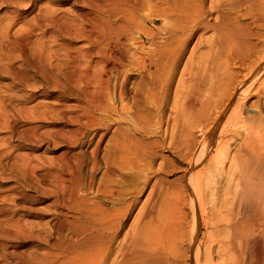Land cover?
<instances>
[{
	"label": "bare ground",
	"instance_id": "bare-ground-1",
	"mask_svg": "<svg viewBox=\"0 0 264 264\" xmlns=\"http://www.w3.org/2000/svg\"><path fill=\"white\" fill-rule=\"evenodd\" d=\"M83 3L33 17L71 41L62 62L50 47L27 56L34 28L16 43L32 70L54 65L61 80L47 79L54 101L28 109L60 121L52 139L66 149L43 172L26 170L31 157L21 168L51 198L38 212L52 221L44 264H264V0ZM163 152L184 165L175 188ZM13 222L6 237L37 239Z\"/></svg>",
	"mask_w": 264,
	"mask_h": 264
},
{
	"label": "rangeland",
	"instance_id": "rangeland-1",
	"mask_svg": "<svg viewBox=\"0 0 264 264\" xmlns=\"http://www.w3.org/2000/svg\"><path fill=\"white\" fill-rule=\"evenodd\" d=\"M9 2L8 0H0V264H44L47 251L46 242L50 240L48 237V228L52 221L50 214L46 213V211L45 216L38 212H42L48 205H51L49 204L51 198H47L46 200L41 199V195L38 196L37 190L42 185L40 183L38 184L34 178L23 176L22 171L25 167L26 170L28 169V172L34 168L42 169L41 172L45 171L52 163L57 162V157L66 149L65 144L56 145L52 139V134H54L57 127L60 126V121H57V118L55 119L53 114H45L44 117L41 116L39 118L40 120L37 119L33 121L30 119L31 116L28 109L35 103L40 102L41 104L43 102L54 101L57 93L53 92L54 90H52V86L47 82V79L49 78L51 81L57 82H61V80L60 78L58 79L59 76L57 75V70L54 65V67L47 66L46 64L44 65L46 67L45 76L32 70L30 62L34 60V62H36L37 58H24L21 51L16 46V43L20 40L17 37L23 36L24 34L26 36L27 32H29V34L31 33L29 28H34L33 19L36 14L42 16L46 10H55L59 13L61 12V15L72 17L74 16L73 13L76 14L75 12L84 9V3L83 0H32V2L23 0V3L20 5H13ZM16 16L20 17L22 21L12 26L9 22H11V19L13 21ZM23 22L28 23L25 25ZM78 22L80 23V20H78L77 23ZM7 23H9L11 27L8 28L9 24ZM6 24L8 26H6ZM3 27H7V30L5 29L6 33ZM36 30L38 29L34 30L37 34H30L32 37H30L31 40L29 41V45L27 44V49H25L26 53H28L27 56L29 55V57H32V55L35 54L31 51L33 48L37 51L39 50V52L41 48H45V51L51 48L55 54V58H59L62 62V60L66 58V53L64 55L66 51L64 48L66 47L65 43H68L69 40L62 38L58 35L59 33L53 29H51V31L48 29L47 32L45 31L42 33ZM9 38L12 41H10ZM39 40L41 41L39 42ZM79 40H75V42H73L74 45L76 44L78 47H84L86 43L81 39ZM31 41H36L37 43H30ZM12 42L14 44H12ZM69 42L71 43V41ZM35 49L33 50L35 51ZM203 49L204 48H202V50ZM18 51L20 53H18ZM53 62L54 64L56 63L55 61ZM27 81L33 82L34 84L31 86ZM43 90H45L46 93L48 91L50 92L46 94L42 92ZM71 95H69V93L65 94L62 98L63 102L72 103L75 100V90H73ZM33 125L37 127L38 142H36V147L34 146L33 140L30 138L31 133H29V129ZM68 128L69 127L66 129ZM108 135L110 136V134ZM79 150L84 153H89L87 148ZM158 153L161 152L158 151ZM162 154L169 159L173 157L166 152ZM30 157L33 159V163L25 166ZM172 159L174 164L172 163L169 165L168 169L171 170L173 168L169 178L174 181L172 187L175 188L176 185L178 186V178L183 173L182 170L184 169V165L179 164L174 157ZM157 161H159V159ZM4 207L17 208L18 213L13 215L11 219L10 216L7 217L2 214L1 210ZM28 207L34 208L36 213L30 215L26 214L25 212ZM19 215L22 216L20 217ZM17 219H20L19 224L22 225L24 230L31 231L35 235L34 237H37V241L35 240L30 243L18 245L16 241L6 237L5 232L7 229L14 232L15 227L13 221H17ZM171 233L170 231V234Z\"/></svg>",
	"mask_w": 264,
	"mask_h": 264
}]
</instances>
